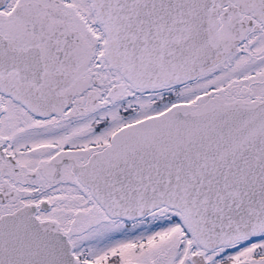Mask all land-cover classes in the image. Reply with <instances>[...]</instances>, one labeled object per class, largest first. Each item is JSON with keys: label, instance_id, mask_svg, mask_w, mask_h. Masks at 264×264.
Masks as SVG:
<instances>
[{"label": "snow or ice", "instance_id": "6c2138e0", "mask_svg": "<svg viewBox=\"0 0 264 264\" xmlns=\"http://www.w3.org/2000/svg\"><path fill=\"white\" fill-rule=\"evenodd\" d=\"M0 264H264V0H0Z\"/></svg>", "mask_w": 264, "mask_h": 264}]
</instances>
